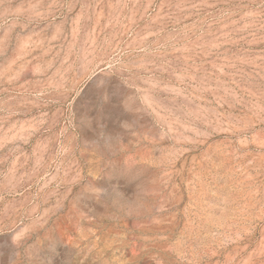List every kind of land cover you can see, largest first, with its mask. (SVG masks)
Wrapping results in <instances>:
<instances>
[{
  "label": "rangeland",
  "instance_id": "1",
  "mask_svg": "<svg viewBox=\"0 0 264 264\" xmlns=\"http://www.w3.org/2000/svg\"><path fill=\"white\" fill-rule=\"evenodd\" d=\"M0 264H264V0H0Z\"/></svg>",
  "mask_w": 264,
  "mask_h": 264
}]
</instances>
